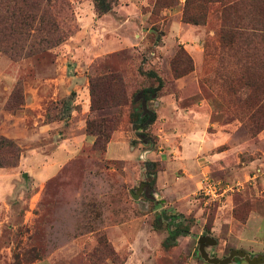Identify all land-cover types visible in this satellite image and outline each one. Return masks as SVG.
Segmentation results:
<instances>
[{"label": "rangeland", "instance_id": "obj_1", "mask_svg": "<svg viewBox=\"0 0 264 264\" xmlns=\"http://www.w3.org/2000/svg\"><path fill=\"white\" fill-rule=\"evenodd\" d=\"M29 3L0 34V264H213L203 235L210 257L264 255V0ZM108 70L122 81L96 97L120 104L86 113ZM147 87L157 119L137 130ZM115 113L93 149L87 120ZM205 175L230 190L203 196Z\"/></svg>", "mask_w": 264, "mask_h": 264}, {"label": "trees", "instance_id": "obj_2", "mask_svg": "<svg viewBox=\"0 0 264 264\" xmlns=\"http://www.w3.org/2000/svg\"><path fill=\"white\" fill-rule=\"evenodd\" d=\"M28 1V2H27ZM118 0H94L96 8L100 14L108 13L112 10L113 5L117 3ZM46 4L49 6H53L55 0H45ZM27 4L29 0H0V34L3 38H7V34H10L11 30L18 28L23 29L26 26H30L32 17L34 16L32 10L29 9V13H27ZM54 21V19H53ZM9 31V32H7ZM11 35V34H10ZM5 48V47H4ZM12 58H15L16 51H9L4 49ZM122 79L115 71H109L95 74L91 77L90 85H91V111L95 112L97 110H102L105 108H112L118 106L120 103L113 99L110 92H108V96L105 99H99L95 94V85L97 83H101L103 88L106 89L115 87L120 85ZM155 89L152 87H147L140 92L139 100H141L142 111L139 113L131 114V118L134 119L135 128L143 129L144 131L152 125L157 119V113L154 109H151L147 106L145 101L147 102L149 99H152L151 95ZM136 103V102H134ZM137 118V119H135ZM119 117L118 114L115 113L111 117L103 116H95L94 118H90L87 120V135L93 136L95 138L93 142V149L99 151H106L109 142L111 141L113 133L117 130L116 123ZM140 136H143L142 133H139ZM0 139L4 140L9 144V146L16 145L15 142L11 139H7L6 137H1ZM176 225L180 217L174 218ZM180 232V231H179ZM178 231L173 233V236L180 234Z\"/></svg>", "mask_w": 264, "mask_h": 264}, {"label": "water", "instance_id": "obj_3", "mask_svg": "<svg viewBox=\"0 0 264 264\" xmlns=\"http://www.w3.org/2000/svg\"><path fill=\"white\" fill-rule=\"evenodd\" d=\"M134 197L138 198V193H133ZM200 243V250L202 253V256L213 264H228L230 263L234 257L241 256L244 257L247 261H249L251 264H263L264 263V255L254 256L252 257L248 251L243 249H233L230 253V255L226 258H220V257H210L208 252L206 251V245H216L218 243V240L212 236L209 235H203L199 239Z\"/></svg>", "mask_w": 264, "mask_h": 264}, {"label": "built area", "instance_id": "obj_4", "mask_svg": "<svg viewBox=\"0 0 264 264\" xmlns=\"http://www.w3.org/2000/svg\"><path fill=\"white\" fill-rule=\"evenodd\" d=\"M199 193L205 197L212 198L216 200L229 189L223 187L221 183L211 176L205 175L198 183Z\"/></svg>", "mask_w": 264, "mask_h": 264}, {"label": "crops", "instance_id": "obj_5", "mask_svg": "<svg viewBox=\"0 0 264 264\" xmlns=\"http://www.w3.org/2000/svg\"><path fill=\"white\" fill-rule=\"evenodd\" d=\"M131 4H134L135 5V3L134 2H131ZM90 104H88V103H86V106L84 107V111L87 113V112H89L90 111ZM89 136V135H88ZM87 135H85V137L83 136L82 137V139L84 138V141L87 139V138H89L90 137V139H91V142H94V137L93 136H89L88 137ZM83 141V142H84ZM76 142V141H75ZM78 142L80 143V141L78 140ZM111 142V141H110ZM109 142V143H110ZM72 143H74V142H72ZM63 144V143H62ZM61 144V145H62ZM83 143H81V145H82ZM109 145V144H108ZM108 148V147H107ZM32 157H34L33 159L35 160V162L36 163H44V162H46V163H48V164H46L45 165V167H44V171H43V173L45 174V175H49V174H51L52 172H51V170H52V168H53V166H54V163H53V161H49L48 160V157H50L49 156V154H47V155H44L43 153H38V154H34V155H32Z\"/></svg>", "mask_w": 264, "mask_h": 264}]
</instances>
